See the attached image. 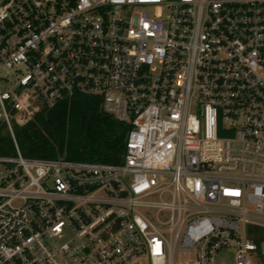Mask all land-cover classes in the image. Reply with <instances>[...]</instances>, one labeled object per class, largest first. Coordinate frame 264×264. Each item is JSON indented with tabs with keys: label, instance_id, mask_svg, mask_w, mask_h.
Returning <instances> with one entry per match:
<instances>
[{
	"label": "built area",
	"instance_id": "obj_1",
	"mask_svg": "<svg viewBox=\"0 0 264 264\" xmlns=\"http://www.w3.org/2000/svg\"><path fill=\"white\" fill-rule=\"evenodd\" d=\"M74 93L117 163L27 157ZM0 264L264 263V0H0Z\"/></svg>",
	"mask_w": 264,
	"mask_h": 264
},
{
	"label": "trees",
	"instance_id": "obj_2",
	"mask_svg": "<svg viewBox=\"0 0 264 264\" xmlns=\"http://www.w3.org/2000/svg\"><path fill=\"white\" fill-rule=\"evenodd\" d=\"M22 155L117 163L127 127L100 108L99 98L74 93L42 109L28 123L13 125ZM13 141L0 127V154H13ZM264 264V263H262Z\"/></svg>",
	"mask_w": 264,
	"mask_h": 264
},
{
	"label": "rangeland",
	"instance_id": "obj_3",
	"mask_svg": "<svg viewBox=\"0 0 264 264\" xmlns=\"http://www.w3.org/2000/svg\"><path fill=\"white\" fill-rule=\"evenodd\" d=\"M233 249L221 250L216 255L217 264H233Z\"/></svg>",
	"mask_w": 264,
	"mask_h": 264
}]
</instances>
